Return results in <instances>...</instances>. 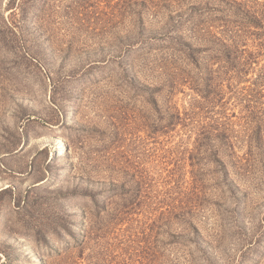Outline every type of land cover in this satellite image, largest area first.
Wrapping results in <instances>:
<instances>
[{"label": "rangeland", "instance_id": "rangeland-1", "mask_svg": "<svg viewBox=\"0 0 264 264\" xmlns=\"http://www.w3.org/2000/svg\"><path fill=\"white\" fill-rule=\"evenodd\" d=\"M0 264H264V0H0Z\"/></svg>", "mask_w": 264, "mask_h": 264}]
</instances>
